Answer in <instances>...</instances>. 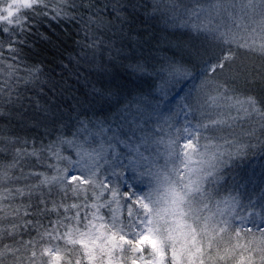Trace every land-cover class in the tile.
Wrapping results in <instances>:
<instances>
[{
	"label": "snow or ice",
	"instance_id": "6c2138e0",
	"mask_svg": "<svg viewBox=\"0 0 264 264\" xmlns=\"http://www.w3.org/2000/svg\"><path fill=\"white\" fill-rule=\"evenodd\" d=\"M49 3L0 0V264H264V173L259 183L252 173L245 183L221 184L234 159L257 148L264 152V105L252 95L230 94L220 80L234 71L237 50L264 56V0H153L154 13L179 17L180 27L211 37L199 54L200 85L175 114L182 113L184 122L176 126L168 116L167 132L146 128L156 110L146 115L138 106L133 115L125 107L114 127L97 123L92 139H75L88 131L80 121L73 139L60 135L45 144L9 130L29 108L47 118L51 107L36 98L42 87L33 97L20 89L21 81L35 85L41 69L33 66L19 77V65L6 63L3 49L7 42L16 60L13 45L26 43L20 37L38 17H48ZM59 3L77 8L74 0ZM83 6L95 5L86 0ZM110 7L119 19L127 5ZM51 18L76 16L57 7ZM89 22L95 23L92 17ZM103 43L96 37L89 47ZM133 71L147 72L141 64ZM160 71L166 85L193 76L182 61ZM48 91L54 93V86ZM64 145L74 155H64ZM125 170L149 177L147 188L129 184L122 190Z\"/></svg>",
	"mask_w": 264,
	"mask_h": 264
},
{
	"label": "trees",
	"instance_id": "16d2710c",
	"mask_svg": "<svg viewBox=\"0 0 264 264\" xmlns=\"http://www.w3.org/2000/svg\"><path fill=\"white\" fill-rule=\"evenodd\" d=\"M74 2L76 9L60 4L59 0H50L49 8L45 10L49 11L48 17H38L39 22L32 31L26 37H20L26 39V43L13 45L18 50L16 60L10 59L12 54L7 42L4 44L6 63L18 64L25 70L33 66L41 69L36 84L29 83L22 91L28 89L26 95L33 97L42 87L44 94L36 98L51 107L47 118L29 108L22 119L17 117L11 121L10 132L46 144L60 135L73 139V133L82 127L80 121H83L88 131H81L75 139L84 141L85 138L92 139L89 132L96 131L97 123L114 127V117L118 123V113L122 109L130 107L131 113L135 114L137 107L145 101L149 104L146 108L154 101L166 108L157 114L160 117L157 122L167 132L164 118L173 116L175 124L178 119L175 114L179 112L183 98L190 93L195 95L200 85L203 57L199 54L211 46V37L206 39L204 34H197L190 27H180L179 17L172 20L154 13L153 0H93L95 6L92 8L83 6L86 0ZM116 2L127 5L119 19L110 7ZM105 4L109 5L108 9ZM57 7L73 13L76 19L53 20V9ZM97 10H102L99 18ZM89 17L95 23H90ZM96 37L104 43L98 49L89 47ZM4 39L6 41V37ZM170 61L187 63L193 76L177 84H164L167 75L160 69ZM137 64L143 65L147 72L133 71ZM233 68V72L220 76L230 94L252 95L264 105V56L237 50ZM241 68L245 71L233 79ZM24 76H28L27 71ZM53 86L54 93L48 91ZM63 154L74 155L73 149L64 145ZM252 173L259 183L264 173V152L258 148L230 162L224 169L225 179L221 184L227 187L234 181L245 183ZM112 179L116 180L115 177ZM245 187L254 185L245 184ZM125 189L126 184L122 185V190ZM32 235L35 236V232ZM23 238L30 237L25 235Z\"/></svg>",
	"mask_w": 264,
	"mask_h": 264
},
{
	"label": "rangeland",
	"instance_id": "374dc122",
	"mask_svg": "<svg viewBox=\"0 0 264 264\" xmlns=\"http://www.w3.org/2000/svg\"><path fill=\"white\" fill-rule=\"evenodd\" d=\"M45 10H47V9H45ZM217 22H219V21H217ZM25 71H26L25 69H20L19 68V71H18L17 75L19 77H23L24 74H25ZM24 86H26V85H24V83L22 81L20 83V89H21V91H22V88ZM148 105L149 104L146 101L141 104V107H143L145 109V114L146 115L152 114L153 113V109L156 110V114H152L151 115V119L148 121V123L145 125V127L146 128H158V127L160 128V127H163L161 125V123L158 124V122H157L158 118H160L159 116H157V114L162 113L164 110H166V108L164 106H162V105L157 104L154 101L153 104H152V106L147 107V108H149V110H147L146 106H148ZM157 105L159 106L158 108H157ZM184 119H185V117L183 116L182 113H180L178 115V119H177L175 125L178 126V125L182 124L184 122ZM2 123L3 124H7L8 122L7 121H4ZM8 127L10 128L9 125H8ZM166 130L168 131V128ZM160 151H161V157H160V159H159L158 162L160 164H163V162H164L163 146H161ZM149 179L150 178L147 177V176L141 178V177H138L136 174H134L131 170H125L124 171V176H123L122 180L119 181V183H121L122 185L126 184V187H127V185L131 184V185L134 186V188L136 190L143 191V190H145L147 188Z\"/></svg>",
	"mask_w": 264,
	"mask_h": 264
}]
</instances>
